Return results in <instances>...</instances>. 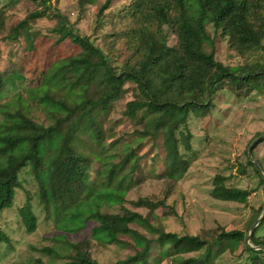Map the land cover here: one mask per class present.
I'll use <instances>...</instances> for the list:
<instances>
[{
    "label": "trees",
    "instance_id": "16d2710c",
    "mask_svg": "<svg viewBox=\"0 0 264 264\" xmlns=\"http://www.w3.org/2000/svg\"><path fill=\"white\" fill-rule=\"evenodd\" d=\"M31 1L43 11L50 8L51 0ZM92 1L77 0V6ZM113 5L114 0H104L96 14V28H109L103 35L104 48L81 35L59 11L50 10L59 21L60 35L54 42L69 38L79 51L47 62L39 78L32 80L35 85L28 88L29 99L40 104L47 122L29 114V101L20 93L0 106V213L16 212L28 233L37 227L33 205L46 218L60 214L57 227L77 222L66 230L81 232V239L65 242L59 249L30 246L38 253L31 264H100L90 254L93 242L132 249L113 264H150L153 247L160 256L157 264L164 259H169L167 264H215L221 254L239 245L234 264H264V250L245 243L248 229L226 230L218 225L204 234H178L166 231L155 213L159 208L163 215L174 213L166 200L180 176L171 170L176 162L168 159L172 156L186 169L191 165L190 116H206L221 91L237 97L263 91L264 0H121ZM105 11L110 19L104 20ZM25 22L19 21L2 38L18 39ZM164 25L176 37L172 46L167 44ZM218 34L239 55L256 56L235 65L219 61L214 47ZM28 43L31 49L32 40ZM204 44L211 46L210 52ZM10 75L15 78L0 69V95L12 81ZM127 83L134 84L135 97L126 101L120 117L109 119ZM143 141L156 150L154 159L164 151L157 177L174 182L161 198L131 201L137 208H147L146 214L121 205L140 181L141 162L149 150L139 152ZM260 142L264 137L256 145ZM93 165L96 175L91 180ZM246 167L255 172L264 190V178L248 157L238 169L246 173ZM228 179L220 174L213 177L211 197L246 203L252 189L228 185ZM31 181L33 192L26 189ZM20 192L25 196L21 205ZM116 204L119 209L111 210ZM263 207L264 199L251 224ZM261 228L264 215L250 236L253 245L264 246ZM0 246L6 248L0 252L1 261L2 254L13 249L1 226Z\"/></svg>",
    "mask_w": 264,
    "mask_h": 264
},
{
    "label": "rangeland",
    "instance_id": "374dc122",
    "mask_svg": "<svg viewBox=\"0 0 264 264\" xmlns=\"http://www.w3.org/2000/svg\"><path fill=\"white\" fill-rule=\"evenodd\" d=\"M103 1L93 0L80 8L77 6V0H51L48 11H43L31 0H0V69L15 77L10 75L12 81L5 85L0 95V106L10 102L20 93L23 99L29 101V114L38 121L47 122L45 111L40 108V104L29 99L28 88L35 85L36 81L32 80L39 78L47 62L49 64L60 57L79 51L78 46L69 38L58 44L54 42L60 32L57 31L58 18L52 12L59 11L81 35L89 36L97 46L104 48L106 45L103 35L108 31V25L102 29L96 28V14ZM120 1L114 0L113 7L119 5ZM104 17V20L110 19L108 12L105 11ZM23 19H26V22L20 28L18 39L4 40L2 36L10 33L12 28ZM163 31L166 34L167 44L174 45L176 37L171 27L164 25ZM28 39L32 40L31 49L28 47ZM203 47L206 52H210L211 46L204 44ZM214 47L215 58L225 64H242L256 56V54L239 55L219 34L214 37ZM125 87L127 91L113 105L109 119L120 117L126 101L135 97L134 84L127 83ZM212 101L214 104L206 116L191 115L188 120V127L193 135L194 150L190 155L193 160L189 168L186 169L180 162L173 160L172 156L168 159L169 163L176 162L171 170L175 171L176 176H180L177 182L157 177L163 168L160 159L164 151L161 150L159 157L154 159L153 154L156 150L151 149L150 142L143 141L139 152L142 154L149 150L141 162L140 181L126 193L121 205L146 214L147 208H137L131 201L139 197L161 198L165 195L167 186L174 183L166 200L167 206H172L174 213L163 215L162 208L156 209L155 212L159 217L158 222L166 231H174L178 234H204L218 225L225 227L226 230L248 229L249 231L259 217L251 224L256 211L263 204L264 190L250 167L245 168L246 173L240 172L238 168L240 164H245L250 150L251 158L260 161L264 173V142L256 145L258 141H255L259 135L264 134V89L262 92L253 91L250 95L242 97L224 90ZM2 117L3 114L0 112V120ZM109 124L107 122V125ZM121 128L122 126L118 127L116 132H121ZM259 132L261 134L257 135ZM96 166L93 165L90 171L91 180L96 175ZM217 174L229 176L228 185L252 189L247 202L220 201L211 197L213 177ZM26 189L33 192L35 184L32 181L27 183ZM24 197L23 192H20L17 197L19 205ZM34 202L32 198V203ZM121 205L116 204L111 210H118ZM33 209L37 213V227L30 233L23 229L16 212L3 210L0 213V226L10 235L13 246L12 251H7L5 256L4 253L2 254L0 264H31V259L37 257L38 253L30 246L39 248L43 245H52L59 249L65 242L83 237L81 232L71 233L66 230L70 226L77 225V222L64 223L58 225V228L57 217H61L60 214L46 218L39 207L33 205ZM139 230L145 234L142 228ZM258 233L264 234V228ZM4 248L0 246V252L5 251ZM241 248L242 246L239 245L234 251L224 252L216 259L215 264H234ZM152 251L154 258L151 259L150 264H157L155 260L160 256L157 255L154 247ZM132 252L131 248L122 249L115 245H99L95 242L90 249L91 256L100 264H113L117 259L124 258ZM42 258L45 259L44 256ZM167 263L169 259H164L159 264Z\"/></svg>",
    "mask_w": 264,
    "mask_h": 264
},
{
    "label": "water",
    "instance_id": "95a60500",
    "mask_svg": "<svg viewBox=\"0 0 264 264\" xmlns=\"http://www.w3.org/2000/svg\"><path fill=\"white\" fill-rule=\"evenodd\" d=\"M264 137V134L262 135H259L255 141H258L259 139L263 138ZM252 146V145H251ZM248 155H249V159L254 163V165L256 166L257 170H259V173L261 174V176L264 178V173L262 172L257 160L255 159H252L251 156H250V150L248 151ZM264 215V209L262 210V213L259 215V217L257 218V220L255 221V223L250 227L248 233H247V236L245 238V243L252 249H262L264 250V246H257V245H253L251 244V242L249 241L250 239V236L252 234V232L254 231L255 227L257 226V224L260 222V220L262 219Z\"/></svg>",
    "mask_w": 264,
    "mask_h": 264
}]
</instances>
